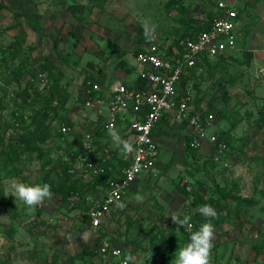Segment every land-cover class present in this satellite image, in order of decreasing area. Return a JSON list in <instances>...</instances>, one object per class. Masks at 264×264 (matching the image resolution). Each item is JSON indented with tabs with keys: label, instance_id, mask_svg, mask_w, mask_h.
<instances>
[{
	"label": "rangeland",
	"instance_id": "1",
	"mask_svg": "<svg viewBox=\"0 0 264 264\" xmlns=\"http://www.w3.org/2000/svg\"><path fill=\"white\" fill-rule=\"evenodd\" d=\"M219 1L0 0V264H117L102 255L103 239L122 248L130 264H171L190 231L209 219L211 260L264 264V250H255L264 246V57L256 55L262 44L253 3L243 9L250 24L242 49L211 59L182 86L193 108L215 114L212 128L227 136V149L205 142L194 150L188 126L167 122L158 133L157 174L134 185L127 208L96 230L85 197L62 189L66 166L94 121L95 110L82 106L86 82L133 83L135 54L149 43L144 21L170 41L212 22ZM34 18L42 34L32 28ZM76 110L78 123L63 140L60 126ZM14 181L48 183L53 199L29 208L12 196ZM105 184L82 194L98 195ZM209 200L217 218L196 212ZM172 213L191 216L192 229L174 224Z\"/></svg>",
	"mask_w": 264,
	"mask_h": 264
},
{
	"label": "built area",
	"instance_id": "2",
	"mask_svg": "<svg viewBox=\"0 0 264 264\" xmlns=\"http://www.w3.org/2000/svg\"><path fill=\"white\" fill-rule=\"evenodd\" d=\"M217 9L209 27L200 31L170 41L163 40L157 33L155 41L135 54L133 71L137 77L133 83L120 80L104 88L93 80L86 82L82 106L104 114L101 108L106 105L107 113L101 121H92L83 131L80 147L70 161V172L75 180L86 185L85 189L99 177L105 179L106 184L98 195L83 196L79 192L75 195L76 198L85 197L88 218L95 230L109 215L127 208L126 197L133 186L158 167L161 159L158 133L165 119L188 126L193 148L199 149L205 142L220 151L228 148V143L212 128L215 114L203 115L193 108L191 94L184 92L182 87L184 79L202 71L206 60L228 57L239 49L238 0H221ZM77 112L72 111L69 121L61 124V139L72 134L79 120ZM110 124L123 139L132 143L134 151L131 154L122 155L113 145L107 130ZM129 172L133 174L131 180ZM101 253L117 264H124L125 260L130 264L122 248L104 239ZM211 264L216 262L211 260Z\"/></svg>",
	"mask_w": 264,
	"mask_h": 264
},
{
	"label": "clouds",
	"instance_id": "3",
	"mask_svg": "<svg viewBox=\"0 0 264 264\" xmlns=\"http://www.w3.org/2000/svg\"><path fill=\"white\" fill-rule=\"evenodd\" d=\"M143 36L146 41L152 42L157 39V25L144 21L142 24ZM108 134L111 137L113 145L120 149L122 155L131 154L134 151L133 145L129 140L123 139L113 125L108 126ZM88 147V145H85ZM154 174L156 170H153ZM129 180L133 178L131 172L128 173ZM12 196L20 200L29 208L43 206L47 201L53 199L51 185L48 183L26 184L20 181H14L11 184ZM142 200L141 196L136 197ZM196 212L206 218H217L218 214L213 206L204 204L198 206ZM174 224H177L187 230L192 229L191 216L185 215L183 219L175 213L169 215ZM179 229V228H177ZM215 228L211 223H203L198 230L190 231L189 240L185 246L175 252V259L171 264H211V252L214 247ZM132 259L131 257L127 258ZM124 264H127L125 260Z\"/></svg>",
	"mask_w": 264,
	"mask_h": 264
},
{
	"label": "trees",
	"instance_id": "4",
	"mask_svg": "<svg viewBox=\"0 0 264 264\" xmlns=\"http://www.w3.org/2000/svg\"><path fill=\"white\" fill-rule=\"evenodd\" d=\"M2 9H3V7L2 6H0V12L2 11ZM30 24H31V26H32V28L38 33V34H42V27H41V25H40V22H39V20L38 19H31L30 20ZM211 24V22L210 23H203V25H199V26H196L195 28H193L192 30H190V31H187V32H184L183 34H181V35H179V36H177V37H183V36H187V35H189V34H191L192 32H194V31H200L202 28H206V27H209V25ZM141 49H139L138 51H140ZM137 51V52H138ZM219 59H228V57L227 56H220V57H218ZM211 59H208V60H206V64L210 61ZM205 64V65H206ZM43 66V70L44 71H47V72H49V74L50 75H52L53 77H55L56 75H55V73H54V71H53V69L54 68H52V67H49V65H42ZM195 73H192L191 75H194ZM190 78V75H189V77L187 78V79H184L183 80V83H182V86L183 85H185L186 83H187V80ZM200 112V111H199ZM210 111H208V112H201L203 115H207L208 113H209ZM67 121H69V118H68V120ZM220 135V134H219ZM220 137H221V135H220ZM222 138V137H221ZM223 140H225L227 143H228V141H227V136H223V138H222ZM190 141H191V137H189L188 139H187V142H188V146L190 147V148H192V149H196V148H193V147H191V145H190ZM229 144V143H228ZM71 168H72V164H71V162H68V164H67V166H66V170H65V180H64V183H63V185H62V189L64 190V192L66 193V195L67 196H72V197H75V195L79 192L80 193V195H84V194H82V193H84L85 192V190L87 189V188H89V187H97V185H103V184H105L104 182H105V179H103L102 177L100 178H98L97 179V181L93 184V185H88V187L85 189V186L86 185H84L81 181H79V180H75L74 179V177H73V175H71V172H70V170H71ZM204 204H210L211 206H215V202L214 201H211V200H209V201H207V202H204L203 203V205ZM199 205H201V204H199ZM255 250L258 252V253H262L263 252V250H264V246L263 245H255ZM94 254V253H93Z\"/></svg>",
	"mask_w": 264,
	"mask_h": 264
},
{
	"label": "crops",
	"instance_id": "5",
	"mask_svg": "<svg viewBox=\"0 0 264 264\" xmlns=\"http://www.w3.org/2000/svg\"><path fill=\"white\" fill-rule=\"evenodd\" d=\"M248 3H253V6H254L253 11H254L255 15H257L259 17L255 31L258 32L256 36L262 45L258 47V51L256 50V55L259 53L260 55H262L261 57H264V0H238V9L240 12L239 30L241 32V35L238 38V43H239V49L238 50L242 49V47H243L242 45H244L243 40L245 38L246 32H243L242 30L243 29L245 30V28L250 24V19L248 18V16L243 11V9H245V6L248 5ZM241 36H243V37H241ZM251 36H253V32H252ZM101 109L103 110L104 114L107 113V106L106 105H103ZM94 113H95V116L92 117L94 121L98 120V122H99L103 119L104 114L100 113V111L98 109H96L94 111ZM167 122H170V121L168 119H165V121L160 126V130L163 126L165 127ZM158 139H159V136H158Z\"/></svg>",
	"mask_w": 264,
	"mask_h": 264
}]
</instances>
